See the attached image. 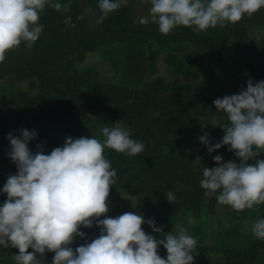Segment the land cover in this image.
I'll return each mask as SVG.
<instances>
[{
    "label": "rangeland",
    "instance_id": "rangeland-1",
    "mask_svg": "<svg viewBox=\"0 0 264 264\" xmlns=\"http://www.w3.org/2000/svg\"><path fill=\"white\" fill-rule=\"evenodd\" d=\"M126 7L130 24L141 25L140 28L122 37L124 40H113L86 54L85 63L76 65L83 76L81 88L73 78L64 81L60 62L55 68L45 65L43 74L35 68L26 70L28 65L34 67V62L26 61L35 53L23 41L19 54L16 51L20 47L10 50L12 58L26 59L20 66H15L16 59L12 58L0 62V191L8 177L18 172L8 156L10 133L19 136L21 129L35 130L30 151L35 154L37 145H41L44 153L49 154L54 148L63 147L68 137L93 135L103 141L99 131L103 126L112 127L120 122L121 127L128 129L125 116L120 114L121 107L137 106L148 100L152 103L137 107L130 133L132 139L140 142L152 139V144H144V151L131 157L105 149L104 157L117 173L116 184L110 189L107 215L115 218L134 212L143 215L145 221H155L163 233L173 231L177 225L186 227L197 240L194 264H246L249 262L245 259L246 252L258 240L251 227L257 219L264 218V204L236 211L218 204L215 196L205 195L200 184L204 166L217 167L215 156H221L225 163L232 161L239 165L241 161L229 151V146L209 153L199 138L209 134V142L214 146L225 133L214 116L200 115L195 109L224 116L215 108V99L246 90L251 72L256 77L253 83L264 81V8L241 20L254 16L258 19L254 24H240L239 40L236 35L230 37L224 27L215 28L211 37L221 43V51L214 53L198 43L207 31L197 33L192 28L177 27L164 35L156 24L139 23L148 16V0H127ZM83 9V18L75 22L80 32L92 27L96 20L90 9ZM235 65L240 68L238 71L235 67L228 68ZM96 87L102 93L92 95ZM38 95L40 100L29 103ZM176 101L190 107L172 120L168 113L171 108L164 110L160 102ZM202 123L206 125L202 127ZM9 127L12 130L8 131ZM216 129L219 138L212 134ZM198 156L201 163L194 165ZM167 191L174 192V201L166 199ZM142 228L158 239L163 235L153 232L147 223ZM80 231L85 238L75 239L84 245L97 238L101 229L94 224L92 228L81 227ZM18 254V249L0 246V264H15L12 257ZM158 254L167 258L163 246ZM37 258L44 264H52L54 253L46 252L43 257L37 254ZM251 264H264V253Z\"/></svg>",
    "mask_w": 264,
    "mask_h": 264
},
{
    "label": "clouds",
    "instance_id": "clouds-1",
    "mask_svg": "<svg viewBox=\"0 0 264 264\" xmlns=\"http://www.w3.org/2000/svg\"><path fill=\"white\" fill-rule=\"evenodd\" d=\"M148 16L139 23L156 24L161 34L168 35L177 27L192 28L197 33L226 24H236L245 16L251 17L262 8L264 0H148ZM49 6L66 13L70 4L52 0H0V62L6 53L26 42L28 48L39 39L43 26L40 13ZM127 5V0H99L102 16ZM70 20V18H69ZM67 22V21H66ZM256 39H261L256 33ZM219 114L213 115L225 135L214 146L209 134L200 142L212 153L223 146L235 153L241 163H225L215 156V168L203 167L200 181L206 196H215L218 204L236 211L252 209L264 204V81L249 80L246 90L213 101ZM206 123H202V127ZM216 127V126H214ZM104 140L92 137H68L63 147L45 154L37 145L33 154L29 143L36 138L35 130L21 129L19 136L9 134V158L18 172L10 175L3 187L8 199L0 206V246L19 250L13 255L15 264H44L46 252L54 253L52 264H194L193 251L197 240L188 229L177 225L168 233L143 215L125 212L109 217L110 189L116 184L117 173L105 149L128 156L144 151L145 145L131 138L130 130L116 122L112 127L99 129ZM249 160H255L249 164ZM201 163L198 156L194 165ZM166 199H176L173 191ZM101 217H104L101 219ZM147 223L153 232L163 234L160 239L147 234ZM247 224V222H245ZM100 235L77 247L70 246L79 236L85 238L83 228L93 225ZM255 238L264 240V218L251 227ZM163 246L167 258L158 254ZM33 252H29V249Z\"/></svg>",
    "mask_w": 264,
    "mask_h": 264
},
{
    "label": "trees",
    "instance_id": "trees-1",
    "mask_svg": "<svg viewBox=\"0 0 264 264\" xmlns=\"http://www.w3.org/2000/svg\"><path fill=\"white\" fill-rule=\"evenodd\" d=\"M52 2H59L61 3V5L70 4L69 11L65 13L62 9L60 11H57L47 5L45 6V9L42 11L43 14H41L43 19V31L39 39L30 48L34 51L35 56L26 61L27 64L34 62V67L32 65H28L26 67V70L35 68L34 70L36 72L43 74L45 65H51L53 68H55L56 63L60 62L62 64L60 75L65 76L64 81L73 78V80L76 81L78 88H81V86L83 85V76H81L76 70V65H83V63H85L86 54L88 52L94 51L96 48L113 40H124L122 39V37L125 38L127 37V35L136 33V29L140 28L141 26L130 24L127 13L128 9L126 6H122L119 10L112 12L107 17L101 19L102 13L98 8L99 0H52ZM83 7L90 9L96 20L93 26H90L91 28L86 27V29H84L85 32H80L78 31L80 28L76 27L75 22L83 18ZM257 20L258 19H255L254 16L246 21H240L241 23L238 22L236 24L230 25H228V23L223 29H225V32L230 33V37L234 38V36L236 35L237 40H239L240 24H254ZM143 27L144 25H142V28ZM218 28L221 29V27L219 26ZM213 30L214 29L211 28L208 29L206 35L200 38V41H198V43L200 46H205L209 50H212V52L217 53L218 51H221V43L217 42L211 37V34H213ZM19 47L20 48L16 51V54H19L21 48H23L21 44ZM5 57V59L10 60L13 57L11 51L9 53H6ZM223 57H227L230 60L233 59L231 55H224ZM53 58H56L57 61L54 62ZM12 59L13 61H15L16 59L15 66H20L26 60L20 56ZM62 62H64L65 64H63ZM37 65H39L40 67H37ZM236 66L237 65L232 67L230 66L228 68L232 69L233 67H235V69L238 71L240 68ZM87 73L88 75H90L88 71ZM255 78L256 77H254V73L251 72L250 80L255 81ZM98 93H102V90L96 87V90H94L92 95H96ZM40 97L41 95L34 97L33 100H31L29 103L37 102V100H40ZM95 98H99V96ZM151 103V101L146 100L138 104L137 106L124 105L121 107L120 114L125 116L124 120L126 121V126L128 129H130V132L133 128L132 118L138 108H144L145 105ZM160 103L162 104L164 110L171 108L168 113L172 120H177L179 114L184 111H188V108L190 107L189 104L183 101H176L173 103ZM195 110L196 113L200 115H205L204 113H206L209 117L217 115L215 113L211 114L209 112H203L199 109ZM154 118L155 117H153L152 119ZM7 130H12V127L7 128ZM218 133L219 132L217 129L216 131L212 132L214 138H219ZM141 142L145 145H149L152 142V139L151 142L149 139H143ZM171 144L173 146V143ZM256 159H264V153H262ZM248 163L254 164L255 160H249ZM7 199L8 197L3 193L2 189L0 191V206H2ZM153 236L158 239L157 235ZM81 245L83 244L80 241L74 239L73 243L70 246L73 248V250H75ZM263 253L264 240L258 239L256 243L250 248V250L246 252L245 259L247 257V260H249V262H247L246 264H251L254 259L263 255Z\"/></svg>",
    "mask_w": 264,
    "mask_h": 264
}]
</instances>
